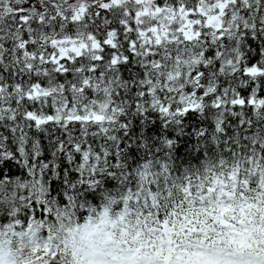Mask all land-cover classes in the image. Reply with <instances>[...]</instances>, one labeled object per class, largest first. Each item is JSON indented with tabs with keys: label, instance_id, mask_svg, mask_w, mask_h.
Masks as SVG:
<instances>
[{
	"label": "snow or ice",
	"instance_id": "1",
	"mask_svg": "<svg viewBox=\"0 0 264 264\" xmlns=\"http://www.w3.org/2000/svg\"><path fill=\"white\" fill-rule=\"evenodd\" d=\"M5 175L0 264H264V0H0Z\"/></svg>",
	"mask_w": 264,
	"mask_h": 264
},
{
	"label": "trees",
	"instance_id": "2",
	"mask_svg": "<svg viewBox=\"0 0 264 264\" xmlns=\"http://www.w3.org/2000/svg\"><path fill=\"white\" fill-rule=\"evenodd\" d=\"M182 161L186 164V165H191L192 167H196L199 163H202V161L199 160L198 157L196 156H191V157H182ZM9 179V177L7 175L0 177V186H3L7 180ZM12 182L14 184H19V177H12ZM94 206H91V202H90V207H89V211L93 210ZM113 210L115 211H119V209H116L115 205H113Z\"/></svg>",
	"mask_w": 264,
	"mask_h": 264
}]
</instances>
